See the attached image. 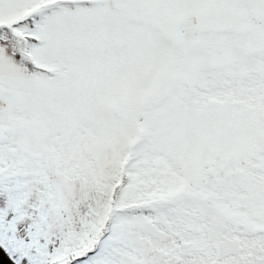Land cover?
I'll list each match as a JSON object with an SVG mask.
<instances>
[{"label":"snow or ice","instance_id":"6c2138e0","mask_svg":"<svg viewBox=\"0 0 264 264\" xmlns=\"http://www.w3.org/2000/svg\"><path fill=\"white\" fill-rule=\"evenodd\" d=\"M0 264H264V0H0Z\"/></svg>","mask_w":264,"mask_h":264}]
</instances>
